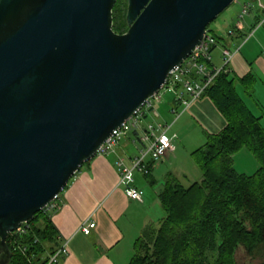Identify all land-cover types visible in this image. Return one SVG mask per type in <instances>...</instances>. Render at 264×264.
Listing matches in <instances>:
<instances>
[{"label":"water","instance_id":"1","mask_svg":"<svg viewBox=\"0 0 264 264\" xmlns=\"http://www.w3.org/2000/svg\"><path fill=\"white\" fill-rule=\"evenodd\" d=\"M0 0V264L238 0Z\"/></svg>","mask_w":264,"mask_h":264},{"label":"trees","instance_id":"2","mask_svg":"<svg viewBox=\"0 0 264 264\" xmlns=\"http://www.w3.org/2000/svg\"><path fill=\"white\" fill-rule=\"evenodd\" d=\"M118 6L114 31L123 34L128 30L126 5ZM239 82L250 95L253 77ZM236 86L235 79L221 72L207 88L204 97L226 125L220 133L208 135L205 146L191 154L201 172L200 181L186 187L174 175L166 178L160 195L166 217L138 239L131 264H236L239 249L251 255L263 253L264 113L254 115ZM244 149L259 164L252 176L235 169L234 156ZM28 226L26 235L8 238L9 264H47L48 256L60 248L52 215L41 212Z\"/></svg>","mask_w":264,"mask_h":264},{"label":"crops","instance_id":"3","mask_svg":"<svg viewBox=\"0 0 264 264\" xmlns=\"http://www.w3.org/2000/svg\"><path fill=\"white\" fill-rule=\"evenodd\" d=\"M246 7L248 14L241 20V12ZM262 10L259 0H250L242 6L238 19L225 20L211 32L218 37L220 44L212 51L213 67L223 68L220 46L227 47L233 54L227 73L237 81V93L257 117L264 113V24L248 38L260 21ZM248 76L254 80L250 95L239 82ZM170 101H173L170 106L161 103L156 109L160 122L164 120L165 124L172 125L171 131L185 114L199 125L206 139L208 135L220 133L226 125L207 97L196 102L178 119L171 114V108L176 106L173 95L168 103ZM181 140L175 152L152 165L149 176L136 174V187L143 191L142 202L126 196L117 173L118 161L129 163L139 156L142 146L136 142L135 134L122 140L109 157H95L80 169L61 194L60 208L52 215L59 233V245L68 243L69 249L60 264H131L138 239L148 229L159 227L166 217L160 200L166 178L174 175L182 184L184 180L189 181L181 164ZM87 222L96 224L89 236L82 232Z\"/></svg>","mask_w":264,"mask_h":264},{"label":"built area","instance_id":"4","mask_svg":"<svg viewBox=\"0 0 264 264\" xmlns=\"http://www.w3.org/2000/svg\"><path fill=\"white\" fill-rule=\"evenodd\" d=\"M259 1L263 5V18L260 19L248 39L264 24V0ZM247 14L248 7L244 8L240 19L242 20ZM219 45V41L207 31L201 46L183 65L169 74L167 83L162 89L148 99L121 128L114 131L110 139L97 152L96 157L107 158L122 140L128 138L131 133L135 134L136 142L142 146L139 156L129 163L124 160L117 162L119 185L131 200L139 202L143 200V191L136 187V174L144 177L149 176L152 165L166 158L168 154L175 152L177 143L180 141L176 134H171L172 125L160 122L156 106L161 104L164 95H173L176 106L171 108V114L178 119L202 99L215 77L221 72L227 73L228 65L232 59V52L227 47H223L224 66L220 70L213 67L212 51ZM60 205L61 195H58L43 209L42 213L53 215L60 208ZM95 228L94 222H87L84 224L82 232L89 236ZM28 230V223H25L9 238L24 236ZM68 254V243H64L53 255L48 256L47 264H59L61 259Z\"/></svg>","mask_w":264,"mask_h":264},{"label":"rangeland","instance_id":"5","mask_svg":"<svg viewBox=\"0 0 264 264\" xmlns=\"http://www.w3.org/2000/svg\"><path fill=\"white\" fill-rule=\"evenodd\" d=\"M249 2L250 0H238V3L233 4L215 22H213L209 26L208 32L211 34L212 31H216L217 28L216 26H220L222 23H224L225 20L227 21L230 18L238 19V17L240 16L239 14L242 9V6H244V4H247ZM118 4H119L118 7L122 5L124 6L126 5V9H127V0H118L117 5ZM115 17H116L115 21H118L119 19L118 13L115 15ZM260 17L263 18L262 12L260 13ZM220 47L223 48L222 45ZM162 93L164 95V92ZM171 96H172L171 94L164 95L163 101L161 103L170 106V104L173 102L170 101V103H168ZM159 108L160 106H158V109ZM164 111L167 112V110H163V112ZM163 121L164 120H161V122ZM188 122L190 125H188ZM262 124L264 127V121ZM171 133H175L179 137V140L182 139L181 140L182 144L179 147V150L181 152V164H183V169L185 170L184 173L189 178V181L184 180L183 184L188 186L194 182L200 181L201 172L199 171L197 165L194 163L193 159H191L190 153L205 146L206 137L202 129L195 121L191 119L189 114L187 115L185 114V116L182 117L179 123L175 125ZM131 135H133V133H131ZM234 165L238 173L245 174L248 176L254 175L259 170L258 162L254 158V156L246 149L240 151L238 154L234 156ZM236 264H264V251L263 253L260 252L255 255H251L248 252H246L244 249H239L236 254Z\"/></svg>","mask_w":264,"mask_h":264},{"label":"flooded vegetation","instance_id":"6","mask_svg":"<svg viewBox=\"0 0 264 264\" xmlns=\"http://www.w3.org/2000/svg\"><path fill=\"white\" fill-rule=\"evenodd\" d=\"M127 10H128V0H127V9H126V15H127Z\"/></svg>","mask_w":264,"mask_h":264}]
</instances>
